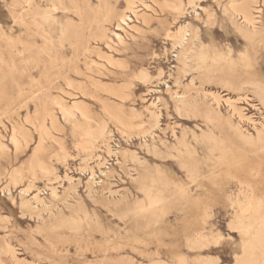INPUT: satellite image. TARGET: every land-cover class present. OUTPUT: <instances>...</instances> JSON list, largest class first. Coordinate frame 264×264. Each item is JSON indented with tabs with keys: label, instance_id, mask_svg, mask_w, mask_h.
Masks as SVG:
<instances>
[{
	"label": "rangeland",
	"instance_id": "obj_1",
	"mask_svg": "<svg viewBox=\"0 0 264 264\" xmlns=\"http://www.w3.org/2000/svg\"><path fill=\"white\" fill-rule=\"evenodd\" d=\"M64 1L69 13L61 17V0H0V142L7 146L0 152V264H151L157 260L201 264L207 258L232 264L239 239L227 223L235 208L237 182L246 180L256 193L254 202L264 207V148L242 146L225 120L230 118L232 124L254 134L253 126L262 121L264 109L253 88L245 94L228 90L216 78L222 76L234 85L248 80L264 85V39H246L239 33L222 13L228 0H196L195 9L187 7V0H179L187 7L183 15L171 11L176 0H133L135 14L125 0H90L91 6L79 15ZM253 1V8L263 9V0ZM49 8L52 19L43 21V11ZM109 12L113 16L104 21ZM119 14L126 16L123 23L116 17ZM263 14H254L260 16L262 27ZM208 16L211 24L205 23ZM102 24L108 47L97 38ZM187 24L197 31L198 43L208 55L212 79L202 85L205 95L189 92L196 96L197 107L180 116L173 109L171 93L181 94L196 74L178 70L179 48L173 44L177 28ZM61 28L66 29L63 37ZM84 46L90 52L81 54ZM103 55L110 57L109 62ZM248 64L253 66L251 71L244 70ZM140 72H147L151 82L137 80ZM194 84L199 86V81ZM210 94L219 95L223 102L221 118L208 124L204 113L213 106ZM61 97L69 106L74 101L83 103L93 119L92 129L107 125L110 146L119 152L116 156L108 155L104 146L91 145L80 128L63 122L55 106ZM147 108L159 112L152 138L139 134L149 129ZM46 112L56 118V130L49 118L43 120ZM113 117L131 128L130 138L121 136ZM41 123L48 128L49 138L35 159L52 167L49 176L30 165ZM12 127L19 129L18 151L8 142ZM208 131L214 139L201 137ZM181 137L189 148L187 155L182 148L170 149ZM152 147L161 154H154ZM98 159L106 160V165L97 166ZM84 167L94 169L92 186ZM98 168L109 173L102 175ZM13 172L15 185L10 181ZM138 175L145 177V186L153 182L152 190L163 193L157 207H136L138 201L147 202L141 185L132 181ZM30 185L28 194L21 196L20 190ZM47 187L55 188L58 197L52 199ZM34 195L44 203L27 204ZM198 196L200 202L195 200ZM65 202L71 207L66 208ZM199 233L218 236V241L197 250L191 242Z\"/></svg>",
	"mask_w": 264,
	"mask_h": 264
},
{
	"label": "bare ground",
	"instance_id": "obj_2",
	"mask_svg": "<svg viewBox=\"0 0 264 264\" xmlns=\"http://www.w3.org/2000/svg\"><path fill=\"white\" fill-rule=\"evenodd\" d=\"M68 1L72 6V8H73L72 10H73V13L75 15H79L82 8L91 6L90 0H68ZM64 2H65L64 0H61V17H65V14L69 13L68 12L69 10L65 6ZM125 2L127 4V6H129V9H131V11L135 14V12L133 11V8H132V6L134 5L133 0H125ZM182 3L179 0H176L175 4L172 3L171 11L176 15H183L185 7L183 6ZM26 4H28V3H26ZM186 5H187V7H190L192 9H195V7H197L196 6V0H187ZM253 5H256V2L253 0H228L227 3L223 6L222 13L225 16H228V18L230 20H232L233 23L236 24V29L246 39H261L262 40V39H264V27H262L263 26L262 21L258 20L260 18V16H255L254 14L255 13L261 14L264 12L263 11L264 10V0L262 2L263 9L257 10L255 8H253L254 7ZM99 7H100V5H99ZM134 7H135V5H134ZM50 8L55 9V6H51ZM50 8L48 10L46 9L43 11V15L41 16L43 18V21L45 19L48 21L49 20L51 21L52 15H53V14H51V11L53 12V10H51ZM129 9H128V11H129ZM192 9H191V11H192ZM112 16H113V14H111L110 12L106 13L105 17H104V21L109 20ZM132 16L134 17V15H132ZM116 17L118 18V20H120V22L123 23L124 17H126V16L123 14H119ZM205 20H206L205 21L206 24H211L209 16ZM68 21H69L68 22V25H69L70 22H72V21L70 19ZM129 21H131V20H129ZM117 24H119V23H117ZM61 27H66V25L62 24ZM117 28H118V26H117ZM127 28L130 29L129 27H127ZM65 30L66 29L61 28V36L62 37H63V34H65ZM122 32H124V31H122ZM126 34H128V33H126ZM114 36L116 37L119 44L123 43V40L121 39V37L119 35L116 34ZM235 36H237V35H235ZM97 38L99 39V41L104 42L107 47L109 46L107 44L108 38L106 36V29L103 26V24L100 25L97 29ZM174 38H175V42L173 44L179 48L178 55L176 56V58L178 59V63L180 64V67L178 70H180L181 72H184V73H186V71H188V70L196 72V74L192 76L190 83L187 85V87H185L184 91L181 94H178L176 92L171 93L170 97H171L173 109L178 115L181 116L182 114L188 113L192 109H196V107H197L196 96L189 95V92L194 91L195 95L200 94V93H203L205 95L204 91L202 90V85H203V83L209 82L212 79V76H210V74H209L210 73L209 72V68H210L209 65H206L208 55L204 52L202 45H200L198 43L197 31L195 29H193L189 24L181 25L177 28L176 33H174ZM9 41H10V39H9ZM173 44H171V45H173ZM258 48H260V47L258 46ZM81 52H82L81 54H86V53L90 52V49L87 46H84V47H82ZM247 52H248V50H247ZM101 55H99L98 57H100ZM103 57H105L106 61L109 62L110 57L108 58L105 55H103ZM252 69H253L252 64H248L244 68V70H246V71H251ZM76 71L79 72L77 68H76ZM160 75H161V73H158V76H160ZM221 77H217L216 79L222 85L223 88H226L228 90H233V91H238V92L241 91L245 94L248 92V89L250 87L253 88L254 93L257 96L258 102L260 103V105L264 109V85L261 84L259 81H249L248 80V81L242 82L241 84L234 85L233 83H230L226 80H223ZM136 78H137V80H139L142 83L151 82L150 81L151 76L147 72H140ZM195 80L199 81V86H196L194 84ZM67 85L69 87L71 86L70 83H67ZM80 94L86 95L84 92H81ZM66 95L73 96L69 93H66ZM210 97H212L211 99L213 101V106L210 105L208 107V109L206 110V112L204 113L205 120L208 122V124L211 121H215V120H218L221 118V113H220L219 108H220L221 103L223 102L222 98L219 95L210 94ZM244 100L246 101L245 97H244ZM224 104L225 105L227 104L231 108V110H233V112L236 111V107L232 103H230L229 100H224ZM55 106L58 108V112L61 115V119L63 120V122L68 124V125H71L73 128H78V129L80 128L82 130L83 136L91 145H93V146H96V145L104 146L106 149V153L108 155L116 156L117 153H119L117 151H114L113 148L110 146V141H111L112 135H111V132L109 131V129L105 123L99 124L95 129H92L90 127V124L92 123L93 119L89 117V114H87L88 111L86 112L87 109H85V107L83 106V103H81L80 101H74L69 106L65 102V100L61 97V101H58V102L56 101ZM43 112H44V110H43ZM146 112L148 113L147 122L149 124V129L144 131V132H141L139 134L143 138L145 136H149L150 138H152L153 130L157 129L159 126V112L155 111V110L152 111L148 108L146 109ZM52 114L53 113H51V112H46L43 120L45 118H49L50 122L52 124L50 126H52V128L55 129V127L58 125H56V122H57L55 120L56 118H53ZM43 120H41V121L43 122ZM113 120L115 121V123L117 125L120 126L119 128L121 129L120 130L121 136L123 137V135H125V136L127 135V138H130L131 128L129 126L124 125V123H122V121H120L117 118L113 117ZM225 122L228 125H230V127L234 130V132L236 133L237 138H238V140L242 146L249 147V148H258V149L264 148V117L262 118V121L260 123H258L257 125L255 124L253 126L254 134H250L249 132L243 130L241 128V126H239L237 124L236 125L232 124L230 118H227L225 120ZM139 127H140V125L137 126V128H139ZM205 135H208L214 139V137L210 133V131L203 132L201 137H203ZM47 138H49V130L44 125V123H41L39 126V141H38V143L36 142L37 143L36 149L34 151L33 158H32L30 165H31V169H37V170H39V172H41V174H43L45 176L52 175L53 169L51 166H48L45 162H42L41 160H36L37 159L36 155H37V153H39V151L40 152L42 151L43 143ZM8 142L15 151H18L20 149L22 142L19 138V129L18 128H16V127L11 128V134L9 136ZM6 148H7V146L0 142V152L5 150ZM180 148L184 149L186 151L185 153L187 155V153L189 152V148H188V146L184 140V137L176 138V146H173L170 149L175 150V151H179ZM5 151H3V152H5ZM152 151L156 155L161 154L159 152V150L156 149L155 147H152ZM207 151H208V149H207ZM66 158H67L66 154H63L61 157V160L64 161V163H65ZM87 161H89V158H87ZM87 161L85 160V162H87ZM133 161L139 165H141V163H142L138 157H134ZM106 162H107L106 160L101 159V160H99V163L97 164V166H105ZM98 170H99V168H98ZM85 172L87 173L86 176L88 178V183L90 186H92L94 184L93 181H94V177H95L94 169L92 167H90V168L87 167L85 169V167H84L83 173H85ZM100 174L105 175V176L107 175L106 173L101 172V171H100ZM8 177H9V175H8ZM65 178L68 181V185L71 186V184H72L71 178L68 176H66ZM16 179H17L16 172H13L10 176V181L12 183H14L13 185H15ZM55 179L57 180L56 177L54 178V180ZM132 181L141 185V190L144 191V197H146V201H147L146 204L143 203V201L136 202V207L138 209H140V210L144 209L145 210V208H153L155 206L157 207L158 204L163 202V197H162L163 193L161 192V190L157 189L154 192L152 190V187H151V184L153 185V182L150 184V186H145V184H144L145 177L143 175H138L136 178H132ZM49 182H50V180H49ZM49 182H48V184H49ZM250 182H254V181H250ZM31 187H32V185H30L27 189H21L20 195L21 196L27 195L28 189H30ZM237 187H238V195L235 196V199L233 202V205L235 208L232 209L231 217L227 223L228 228L231 231L235 232L238 235V239H239L238 254L235 256L234 262L232 264H264V207L262 205L263 203L261 204L259 201L257 203L254 202V198L256 197L255 196L256 193L255 194L252 193L253 190H251L252 188L246 180L238 181ZM47 188H49V187H47ZM91 188L92 187H88V193L89 194L92 191ZM4 189L8 193V187L6 186ZM49 191H50V197L52 199H55L58 197L56 194L55 188L50 187ZM256 191L257 190H255V192ZM203 197H204V195H203ZM206 197H207V195H206ZM195 200L197 202H200L201 201L200 196L195 198ZM209 200L211 201V199H209ZM30 201H34V202L40 203V204L44 203L39 198L38 195H34L31 199L27 200L26 203L29 204ZM64 204L66 205V208L71 207V205L67 204V202H65ZM84 216H86V215H84ZM86 219H87V217H86ZM208 237L203 233L197 234L191 242L192 247L197 249V250H202L204 248L209 247L210 244L215 245L217 243L218 236H212L210 238H208ZM12 258H13V256H12ZM197 261H199V260H197ZM218 262H219L218 259H215V258H207V259L200 260L201 264H218ZM151 264H165V263L157 260V261H153Z\"/></svg>",
	"mask_w": 264,
	"mask_h": 264
}]
</instances>
